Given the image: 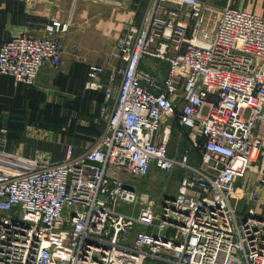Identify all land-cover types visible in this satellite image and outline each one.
Here are the masks:
<instances>
[{
    "label": "built area",
    "instance_id": "built-area-1",
    "mask_svg": "<svg viewBox=\"0 0 264 264\" xmlns=\"http://www.w3.org/2000/svg\"><path fill=\"white\" fill-rule=\"evenodd\" d=\"M213 9L149 1L114 47L117 72L104 82V67L89 69L104 132L80 157L70 148L52 165L0 151V264H264V178L239 189L263 148L264 17L224 7L211 37ZM70 30L52 20L42 37L0 43V79L35 86L46 63L59 66ZM149 60L166 65L163 77ZM173 130L189 143L178 155ZM156 172L178 174L160 205L135 181Z\"/></svg>",
    "mask_w": 264,
    "mask_h": 264
},
{
    "label": "crops",
    "instance_id": "crops-1",
    "mask_svg": "<svg viewBox=\"0 0 264 264\" xmlns=\"http://www.w3.org/2000/svg\"><path fill=\"white\" fill-rule=\"evenodd\" d=\"M149 1L0 0V43L20 34L42 37L54 19L71 21L72 26L62 41L59 66L46 63L36 86L0 79V134L3 129L8 131L6 137L0 136V151L54 165L66 160L70 148L72 157L78 158L93 146L104 132L100 111L105 97L85 89L89 69L104 67V82L117 72L114 47L126 27H141ZM202 1L219 10L229 6L264 17V0ZM144 65L159 76L165 74L164 64L150 61ZM255 136L262 139L263 148L248 178L239 184L240 191L258 187L264 178V120L257 125ZM258 191L264 205V187Z\"/></svg>",
    "mask_w": 264,
    "mask_h": 264
},
{
    "label": "rangeland",
    "instance_id": "rangeland-1",
    "mask_svg": "<svg viewBox=\"0 0 264 264\" xmlns=\"http://www.w3.org/2000/svg\"><path fill=\"white\" fill-rule=\"evenodd\" d=\"M213 7H216V6H213ZM219 13H220V10L216 8V9H213L208 15L209 19L212 18L211 22H209V30H210L211 34L215 33V31H213V30L215 28L216 21H217L216 19H217V16H219ZM210 14H211V16H210ZM59 21H61V20H59ZM62 22H68V21H62ZM43 34H44V31H43ZM28 36H30V35H28ZM190 36H191V34H190ZM30 37H33V36H30ZM64 37L61 39L62 51H63L62 41H63ZM150 61L151 60L146 61V62H150ZM38 79H39V77H38ZM107 81H108V79H107ZM37 82H38V80H37ZM247 116H248V113H245V117H247ZM7 135H8V131H7L6 136ZM0 136L2 137V134H0ZM186 146L187 145H186L185 141L182 140L181 135L177 131L173 130V132L171 134V137H170V141H169L170 152L172 154L178 155L186 148ZM198 153H196L195 157L193 156V163L196 166H199ZM170 178L171 179L172 178H178V174H174V175H171V177H169L168 175H164V174H161L159 172H156L154 174V180H153V177H152V178L146 179V180H135V181H136V184L138 185V187L140 188V190L148 191L149 193H151L154 196V198H155L156 202L158 203V205H160V201H161V199L163 198V196L165 194L173 196L175 194V192H176L177 186L175 184H173V185L169 184ZM240 182H241L240 183V185H241L244 182V180H241ZM166 188H168L167 191H165ZM236 205L238 206L239 209L243 207V202H242V199H241L240 196L236 197Z\"/></svg>",
    "mask_w": 264,
    "mask_h": 264
},
{
    "label": "trees",
    "instance_id": "trees-1",
    "mask_svg": "<svg viewBox=\"0 0 264 264\" xmlns=\"http://www.w3.org/2000/svg\"><path fill=\"white\" fill-rule=\"evenodd\" d=\"M3 78V77H2ZM7 78V77H6ZM11 79V78H10ZM12 81H13V79H11ZM177 126V125H176ZM177 128L179 129V127L177 126ZM182 140H184L185 141V143H186V148H188L189 147V143H188V140H187V138H186V136H184L183 138H182ZM196 153H198V151H195L194 152V157H195V155H196ZM198 156H199V153H198Z\"/></svg>",
    "mask_w": 264,
    "mask_h": 264
}]
</instances>
